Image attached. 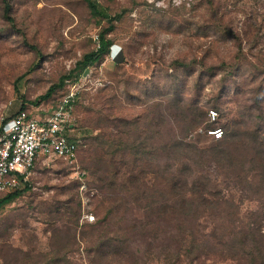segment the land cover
<instances>
[{"label": "rangeland", "instance_id": "rangeland-1", "mask_svg": "<svg viewBox=\"0 0 264 264\" xmlns=\"http://www.w3.org/2000/svg\"><path fill=\"white\" fill-rule=\"evenodd\" d=\"M99 1L111 14H122L108 35L109 52L43 97L99 47L109 20L93 17L85 0H0V119L20 110L49 113L76 83L74 133L80 139L77 160H37L29 188L0 208V264H250L209 238L217 219L185 220L182 225L200 222V229L183 230L173 218L149 213V203L160 201L154 187L165 190L151 185L160 173L169 181L185 174L172 144L176 138L211 148L228 124L253 129L264 118V0ZM173 82L186 101L207 109L217 105L220 135L201 127L180 133L182 120L171 104L166 109L165 98L176 97L168 94ZM137 93L140 100L133 97ZM100 129L128 149L88 168V135ZM134 142L142 148L131 149ZM165 142V150L155 148ZM165 161L173 163L168 172L160 168ZM189 163L188 183L200 174L214 179L213 189L234 196L243 219L249 210L260 213L255 230L264 234L263 195L242 196L213 160ZM130 175L140 178L150 198L135 201V189L126 184ZM193 229L208 238L205 248L198 256L175 254L178 235L184 239ZM99 232L107 235L99 239ZM256 264L264 263L257 258Z\"/></svg>", "mask_w": 264, "mask_h": 264}, {"label": "trees", "instance_id": "trees-1", "mask_svg": "<svg viewBox=\"0 0 264 264\" xmlns=\"http://www.w3.org/2000/svg\"><path fill=\"white\" fill-rule=\"evenodd\" d=\"M85 1L88 3L93 17L108 19L110 25L104 27L102 31L99 32V47L96 50L85 53L83 59L78 62L76 68L63 74L59 82L54 84L43 97H48L55 88L63 87L67 78H71L74 74L84 72V69L101 60L110 50L112 40L108 35L115 28L114 21L119 20L122 14H111L108 8L101 5L99 0ZM5 7L6 11L9 12L10 7L8 3H6ZM175 62L183 64L180 60H176ZM192 63H194V61ZM203 75L204 73H201L199 78L201 79ZM178 84V82H173L169 85V90H172V93L169 92L168 94H172L176 97H174L173 100L166 98L165 100L166 109L169 110L171 104V109H175L178 114L177 116L183 122V124L178 126L180 133H189L201 127V129H204L208 134L207 131L211 127L222 128V126L215 125L220 115L217 121H211L208 116L209 109L203 107L202 104H198L197 101H186L184 95L181 93V86ZM66 92L63 96L67 94ZM146 94L148 95V92ZM133 97L135 100L141 99L140 93L133 94ZM75 102L76 100L73 102L74 105ZM259 103H261L260 100ZM216 106L217 105H215L214 108H216ZM137 119L139 120V116H137ZM262 122H264V118H262L261 122L257 123L253 129L248 127L245 128V126L242 127L240 125L233 128V124H230V126L228 124L225 136L217 140V144L211 148H199L184 139V135L179 139L176 138V140L172 141V144L175 151H178L177 158L180 159L179 161L182 165L181 169L185 173L184 175L188 176L192 173V165L189 163L191 160L196 162L205 161L206 163L213 160L220 166V174H223L224 178H232L242 191V196H248L250 194L259 197L262 195L264 196V133L262 132L264 124H262ZM171 132H174V130L171 129ZM159 133L161 132L158 131V134ZM88 136L93 138L85 157L88 168L95 169L100 166L102 160L105 161L110 155L125 152L124 150L128 149L124 146L122 141L119 142H122L123 147H121L119 142L113 144L110 135L102 129H100L99 133L96 135L90 134ZM234 144V150H230L231 145ZM95 146L96 148L93 150ZM138 146L137 142H134L131 149L137 150L142 148V146H140V148ZM165 147H169L168 142L155 148L159 151V149L165 150ZM236 152H240L241 154L236 156ZM137 153L138 152H136V154ZM199 156L203 158H199ZM106 163L108 165V161ZM111 163H113V161ZM172 165V162L165 161L163 167H160V165L159 167L163 168L161 171L168 172ZM142 170L145 171V169ZM140 172L143 173L142 171ZM159 175L160 177L151 185L164 186L165 190L162 191L160 188L154 187L155 191H161L159 197L160 201L156 200L155 203L153 200H150L149 209H151L149 213L155 214L156 212L157 216L162 218L171 217L174 219V223L178 224L177 227L183 230H188L189 225H193L194 228L200 229V227L196 225L200 222L182 225V223H186L185 220L192 219L198 221L202 215H207V218L209 217L210 219H217V221L214 222L212 231L208 234L209 238L213 239L214 242L220 244L222 247L227 248L233 256L242 253L244 258L248 257L250 264H256L257 258L264 263V234H258L255 230V225H258L256 223L260 221L258 215L260 213L249 210L247 219H243L242 216H240L239 203H236L234 196H226L220 189L214 190L213 183L215 180L211 178L208 179V176H204V174H200L189 183L184 179V175L182 174L178 177L176 175V178L174 177V179H170V181L169 179H165L164 174L160 173ZM102 180L105 181L103 178ZM115 183L116 181L114 180L110 182V184ZM126 184L132 187V189H135L132 195L136 202L142 197L150 198L149 195L151 191L144 194L143 190H145L146 187H144V183L138 176L130 175L126 180ZM28 188L29 182L26 181L24 188H19L15 191L0 195V208L20 197ZM259 193H261V195H259ZM115 202L118 204L117 207L123 205V200L120 198ZM156 205L158 207L155 210L154 206ZM169 212H173L172 215H170ZM194 230L195 229L188 231V236H185L184 239L180 238V234L178 235L177 240L180 242L178 244V251L175 254L181 255L183 251H185L187 256H198L200 254L208 238H202V234L201 236L199 234L200 231L197 232ZM106 235V232L97 233L99 239Z\"/></svg>", "mask_w": 264, "mask_h": 264}, {"label": "built area", "instance_id": "built-area-1", "mask_svg": "<svg viewBox=\"0 0 264 264\" xmlns=\"http://www.w3.org/2000/svg\"><path fill=\"white\" fill-rule=\"evenodd\" d=\"M79 87L70 86L69 93L59 99L51 112L41 114L20 110L0 119V195L22 188L37 160L62 158L77 160L80 139L75 137L73 102ZM211 121L219 113L211 108ZM208 134L218 136L221 127H211Z\"/></svg>", "mask_w": 264, "mask_h": 264}, {"label": "water", "instance_id": "water-1", "mask_svg": "<svg viewBox=\"0 0 264 264\" xmlns=\"http://www.w3.org/2000/svg\"><path fill=\"white\" fill-rule=\"evenodd\" d=\"M86 71H88L87 69H85Z\"/></svg>", "mask_w": 264, "mask_h": 264}]
</instances>
